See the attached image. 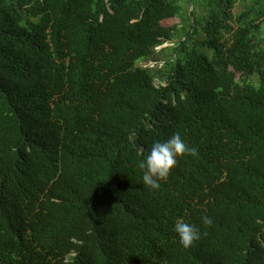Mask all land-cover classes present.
<instances>
[{"label":"trees","instance_id":"trees-1","mask_svg":"<svg viewBox=\"0 0 264 264\" xmlns=\"http://www.w3.org/2000/svg\"><path fill=\"white\" fill-rule=\"evenodd\" d=\"M263 26L264 0H0V264H264ZM177 132L198 155L149 191Z\"/></svg>","mask_w":264,"mask_h":264},{"label":"clouds","instance_id":"clouds-1","mask_svg":"<svg viewBox=\"0 0 264 264\" xmlns=\"http://www.w3.org/2000/svg\"><path fill=\"white\" fill-rule=\"evenodd\" d=\"M185 155L197 156L195 146H189L179 132L164 141L155 142L147 156L139 162L143 170L142 181L149 191L158 190L161 181H166L172 169L177 165L178 158ZM205 225L212 224V218L201 217ZM179 242L185 247H191L200 238L199 228L183 219H177L174 225Z\"/></svg>","mask_w":264,"mask_h":264},{"label":"rangeland","instance_id":"rangeland-1","mask_svg":"<svg viewBox=\"0 0 264 264\" xmlns=\"http://www.w3.org/2000/svg\"><path fill=\"white\" fill-rule=\"evenodd\" d=\"M162 26L164 27H172V26H176V25H179L178 23V19L177 18H170V19H165L162 21ZM262 35L264 36V26L262 28ZM167 46H172V43H165L163 46L161 47H158L157 50L159 51L161 48H164V47H167ZM169 54V53H168ZM167 55V54H166ZM141 66L143 67H153L155 65V63L149 61V62H146V63H140ZM162 63L160 62L159 63V66H161ZM157 84V83H156Z\"/></svg>","mask_w":264,"mask_h":264}]
</instances>
